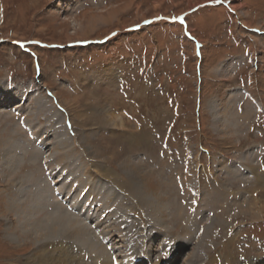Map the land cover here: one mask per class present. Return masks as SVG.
Wrapping results in <instances>:
<instances>
[{
    "label": "rangeland",
    "instance_id": "374dc122",
    "mask_svg": "<svg viewBox=\"0 0 264 264\" xmlns=\"http://www.w3.org/2000/svg\"><path fill=\"white\" fill-rule=\"evenodd\" d=\"M0 86L29 98L16 120L18 100L0 108V129L36 150L26 190L43 179L48 208L74 213L96 244L48 234L44 264H264V0H0ZM28 119L30 139L16 124ZM124 135L153 190L113 180L128 178L109 157ZM16 186L0 171V198L17 197ZM1 205L0 264H30L38 248L11 231L16 214Z\"/></svg>",
    "mask_w": 264,
    "mask_h": 264
},
{
    "label": "bare ground",
    "instance_id": "6f19581e",
    "mask_svg": "<svg viewBox=\"0 0 264 264\" xmlns=\"http://www.w3.org/2000/svg\"><path fill=\"white\" fill-rule=\"evenodd\" d=\"M232 7H233V9H235L236 5L233 4ZM242 12H245V11H242ZM116 13H117V11H113V12L109 11L107 13V16H102V15L91 16V17L88 18V23H89L88 25H92L93 26V24H95L96 21H98V20H105L106 21L107 18H111ZM1 88H3V87L0 86V89ZM5 88H6V86H5ZM6 89L8 91L4 90V89L0 90V108L6 102H7L5 104L6 106H4V107H8L10 103L14 102L15 100H18L17 107L13 108V111L11 113L12 114V116H11L12 119L16 120V118L14 117V114L16 112L17 113L18 112L22 113L24 107H26V105H28V103H29V100H28L29 98H25L23 94L22 95H23L24 98L21 97L22 95L21 96H16L15 93L10 92L11 90L9 88H6ZM8 92H10L9 93V97H7V95H5ZM85 97L86 96L83 97L84 100H85ZM25 101H26V103H24ZM75 102L76 101L74 99H68V100H64L62 103H65V105L67 107H71L72 105H76ZM260 104H261V107L263 108L264 105L261 102H260ZM231 110H230V112H231ZM24 111H26V110H24ZM80 115L82 116V114H79V116ZM107 116H108L109 120H111L113 118L112 117L113 115L111 113H108ZM28 121L27 120L26 121L17 120L16 124H17V128L21 127L24 130L26 129V131H27V133L29 135V139H30L31 137H34V134H33L32 128H31V120L28 119ZM225 125H227V123H225ZM84 126H86V125H84ZM4 129H6V128L0 129V151L3 152L2 157L4 158L3 159V163H2V161H1L2 164L0 163V165H2V166H0V171L2 173V178L4 180L5 186L8 183V177L11 179V181L13 183H15V182L17 183V186H16L17 188L16 189H18V192H17L18 194H17V197H14V198L13 197H9L8 199L0 198V200H1V202H4V205H5V208H6L7 212H11L12 214L13 213L16 214V217L14 219H12V218L8 219L9 228H13V230L11 229V231L16 232V234H17L19 239L28 240V241L33 243V246L35 248H38L37 254L32 253V255H30L29 257L28 256L26 257L28 259V261L30 262V264H44L45 256L47 255V252L49 250V245H42V244H43V239L47 238L48 234L52 235L53 233L60 232V235L61 234L66 235V236H62V239H69L68 237L76 235L75 238H77L81 243H84L86 245L89 244V245H91V246L88 245L89 248H94L96 246V244L94 242L91 243V239L89 237V234L87 233L88 229L85 227V225H83L81 223V220L79 219V217L74 215V213L73 214L69 213V212L67 213V211H65V209L63 210V212H65V213L58 212L59 209L61 208L58 204L54 207V209H52V208L49 209L48 208V203L49 202H47L46 200L50 201L49 200L50 197L48 196L49 193L47 192V187L44 188V189L41 188L42 187L41 184L43 182V179L40 178L38 180V182L36 181L37 184L38 185L40 184L41 187H39L38 185L36 186V183H35V185H31V188H33L32 192L30 194L28 193V190H26V188H27L26 183H29V178L32 175H36L35 170L37 171V169L40 168V167H37V163L34 162L33 154H34V152H36V150H34V152H32V153H30L29 150H22L23 147H21V146L24 145L25 143L23 141L20 142V143H18V142L22 140L21 138L24 139V137L23 136L22 137L21 136L20 137L17 136V134L14 133L15 131H13L12 134L9 135L8 132L6 130H4ZM85 136H86L87 139H91L92 134L89 133V132H85ZM127 137H128V142H127ZM34 139H35V142H36V138H34ZM124 139H125V144H124L123 148L122 147L113 148V150L114 151L116 150V151L115 152L113 151L112 153H110L109 157L112 159V157L114 156V157H116V159H119L120 168L125 173L124 176L122 175L123 176L122 178L126 179V176L128 178L126 180H124L123 182L120 181V179L117 180L116 177L113 180L117 182L116 185H117L118 188H120V186H121V187L126 188L128 190H131L132 193H134L135 191L138 192L137 189L135 188L136 186H138L139 188H140V186H142L140 189H142L143 191L146 190L145 188H149V190H153L154 183H153L152 178L149 179V177L146 176L142 172V169L140 168L138 162L132 160L131 158H129L126 155V153H125L126 152L125 150L130 149L129 145H131L132 142H133L131 136L130 137L129 136H125ZM40 140H41V138H40ZM94 141L96 143H97V141L99 143H102L104 140L102 141L100 136L99 137L95 136ZM35 142H33L34 145L36 144ZM140 142L141 141L138 140L136 143H140ZM38 144L41 145V142H39ZM43 144L44 143H42V145ZM143 145H145V144H143ZM106 146H107V150L109 152V149H110L109 144L107 143V145L106 144L104 145V147H106ZM24 149H26V148H24ZM23 156H25V157L23 158ZM17 168H22L23 170L25 168L27 173H24V174L21 173L20 174L21 176H19V178L17 179L15 177V176L18 175V174H15L19 170ZM97 168L98 169H95V171L98 173V175H100V177L103 180L113 181L112 180V178L114 177V176H112V175H114L113 171H111L108 168H106V169H103V168H100V167H97ZM107 173H109L111 175L109 176V174H107ZM30 184H32V182ZM104 184H105V181H104ZM104 184L102 186H104ZM77 192H78V194H77ZM79 192L80 191L79 190L77 191V188L74 191V195H76L78 197V199H79ZM69 194L71 195V193H69ZM139 197H141V196H139ZM68 198L69 197L67 196V199H66L67 208H69V206H68V203H69L68 202ZM61 199H63V198L61 197ZM251 200H252L251 203L249 202V204L248 203L246 204L247 205V208H246L247 212H251L252 206H255V203L257 202V201L255 202L253 199H251ZM23 201L25 202V207H23V205L21 204ZM63 203H65V201H63ZM72 206H73V212L74 211L81 212V210L85 209L81 205L80 202H74V203H72ZM0 207L3 208L2 205ZM48 209L51 212H49ZM156 209L161 212L162 211V206H157ZM261 211H264V207L263 206H260V210H258L255 213L257 215H260ZM84 214H85V210H84ZM84 214H82V215H84ZM29 216H33L34 218H37V220L33 219V221L31 222V221H29L30 220ZM17 219L19 221L18 223H20V227H18V225H17L18 223L15 221ZM26 221H28L30 225L34 226L35 229L25 225L24 223H27ZM9 228H7L6 233H9V230H10ZM6 237H7V235H6ZM15 241H17V240H15ZM75 241H77V240H75ZM45 242H46V240H45ZM52 254H55V253H52ZM61 257H62V260H59L58 264H71V261H69L70 259H68L67 256L64 257L63 255H61ZM145 257H148V256L145 255ZM148 260L151 262L150 259H148ZM155 260L158 261L157 259H155ZM111 261H113V260H111ZM184 261H186V260H184ZM76 262L77 261H74V260L72 261L73 264H75ZM123 262L122 261L120 262V261L116 260L117 264H125ZM135 263H137L136 260L132 261L131 264H135ZM105 264H108V262H106ZM184 264H187V262H185Z\"/></svg>",
    "mask_w": 264,
    "mask_h": 264
},
{
    "label": "snow or ice",
    "instance_id": "6c2138e0",
    "mask_svg": "<svg viewBox=\"0 0 264 264\" xmlns=\"http://www.w3.org/2000/svg\"><path fill=\"white\" fill-rule=\"evenodd\" d=\"M165 246H168V242L167 241L165 242ZM163 254L167 255V252H164Z\"/></svg>",
    "mask_w": 264,
    "mask_h": 264
}]
</instances>
